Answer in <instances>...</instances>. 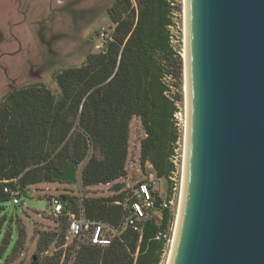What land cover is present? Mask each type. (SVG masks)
Returning a JSON list of instances; mask_svg holds the SVG:
<instances>
[{
    "label": "trees",
    "instance_id": "16d2710c",
    "mask_svg": "<svg viewBox=\"0 0 264 264\" xmlns=\"http://www.w3.org/2000/svg\"><path fill=\"white\" fill-rule=\"evenodd\" d=\"M172 9L169 0H115L108 9L115 27L106 50L91 52L82 65L56 73L60 96L40 85L5 96L0 104V209L12 199V191L19 190L21 196L20 188L27 184L53 181V169L62 171L72 160L81 163L91 148L82 170L83 186L124 176L134 117L146 133L141 164L149 161L158 178H169L175 168L170 157L177 141L173 118L178 108L167 93L165 76L181 73V58L171 43ZM154 194L158 206L162 199ZM59 198L64 211L80 208L70 195ZM117 198L123 196L84 197L81 206L88 219L116 227L127 212L113 202ZM161 213L160 221L146 219L141 231L128 228L108 246L83 242L73 264H161L172 222L170 209ZM60 217L66 232L68 216ZM159 232L168 237L158 238ZM24 235L21 230L18 237ZM46 235L40 234L39 251L53 240L45 241ZM2 252L0 248V262L8 256ZM61 258L59 250L43 264H60Z\"/></svg>",
    "mask_w": 264,
    "mask_h": 264
},
{
    "label": "water",
    "instance_id": "95a60500",
    "mask_svg": "<svg viewBox=\"0 0 264 264\" xmlns=\"http://www.w3.org/2000/svg\"><path fill=\"white\" fill-rule=\"evenodd\" d=\"M190 42L189 180L172 264H264V0H190ZM78 167L52 177L77 184Z\"/></svg>",
    "mask_w": 264,
    "mask_h": 264
},
{
    "label": "rangeland",
    "instance_id": "374dc122",
    "mask_svg": "<svg viewBox=\"0 0 264 264\" xmlns=\"http://www.w3.org/2000/svg\"><path fill=\"white\" fill-rule=\"evenodd\" d=\"M114 1L0 0V104L10 91L32 85L46 86L55 96H60L55 74L82 65L91 52L106 50L115 27L108 14ZM169 1L174 22L170 28L171 43L181 58V73L177 71L174 76H165L169 85L167 93L178 108L173 118L177 141L174 154L170 157L175 161L171 177L158 178L149 161L141 164V140L146 133L140 118H132L125 163L127 173L124 176L108 183L83 186L82 170L92 153L91 148L89 156L79 163L77 184L55 179L27 184L20 188L23 194L18 204H14L12 199L5 203V209H0V248L2 254L8 252V256L0 264H43L47 256L59 250H62L60 264H73L82 243L66 239V223L62 217L53 214L51 198L70 195L80 207L84 197L106 199L123 196L113 201L123 207L122 203L130 191L138 183L150 181L151 174L154 179L150 182L157 195L164 200L171 194L173 201L170 209L171 234L161 262L167 264L177 225L187 127L185 3L184 0ZM21 230L25 234L22 238L18 237ZM42 231L48 233L45 241L51 237L53 240L46 250L39 251L38 241Z\"/></svg>",
    "mask_w": 264,
    "mask_h": 264
},
{
    "label": "built area",
    "instance_id": "2783aa9c",
    "mask_svg": "<svg viewBox=\"0 0 264 264\" xmlns=\"http://www.w3.org/2000/svg\"><path fill=\"white\" fill-rule=\"evenodd\" d=\"M171 161L175 162L173 159ZM153 179L154 176L151 174L150 181L153 182ZM150 181H142L130 191L128 197L122 203L127 212L121 224L116 227L108 223L88 219L83 206H80L77 212L72 210L64 211L62 201L56 196L51 198V210L55 216L63 214L68 216L66 239L76 240L80 243L88 241L91 244L108 246L124 230L131 228L136 231H141V223L146 219L159 221L162 218L161 210L166 208L171 209L172 199H162L157 206L154 194L156 190ZM12 202L14 204L20 202L19 190L12 191ZM157 237L167 238L168 233L159 232Z\"/></svg>",
    "mask_w": 264,
    "mask_h": 264
},
{
    "label": "bare ground",
    "instance_id": "6f19581e",
    "mask_svg": "<svg viewBox=\"0 0 264 264\" xmlns=\"http://www.w3.org/2000/svg\"><path fill=\"white\" fill-rule=\"evenodd\" d=\"M185 3V24H186V104H187V127L185 133V153H184V165L183 175L181 181L180 199L177 213V225L173 235L171 249L169 252L167 264H172L174 253L176 251V244L181 228V222L183 220L184 209L186 205L188 180H189V153L191 148V54H190V0H184Z\"/></svg>",
    "mask_w": 264,
    "mask_h": 264
}]
</instances>
